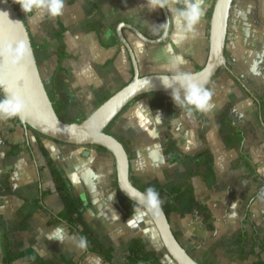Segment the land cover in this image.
<instances>
[{
	"label": "crops",
	"instance_id": "obj_1",
	"mask_svg": "<svg viewBox=\"0 0 264 264\" xmlns=\"http://www.w3.org/2000/svg\"><path fill=\"white\" fill-rule=\"evenodd\" d=\"M11 1L29 32L50 96L63 103L59 117L69 123L88 117L109 97L104 92L113 84L111 71L122 69L131 79L132 64L126 48L119 45L118 25L132 24L150 37L161 30L158 23L153 26L147 0H65L63 13L57 17L42 9L26 13L17 0ZM195 2L202 15L194 37L187 33L186 39L174 38L172 25L164 43L147 49L132 31L124 30L140 68L146 58L156 57L168 67L173 58L180 57L184 61L180 68L189 70V58L197 62L209 51L205 23L212 0ZM92 36L96 43H90ZM226 55L231 72L260 104L223 70L207 85L216 105L212 111H193L188 116L171 94H147L134 100L109 132L127 150L130 178L138 189L186 191L171 226L195 260L256 264L264 261V0H234ZM228 106L231 111L223 116ZM23 129L25 142H10L0 157V181L6 183L0 194V224L11 255L34 250L48 263L67 264L85 254V248L78 245L79 236L57 218L64 203L55 190L42 145L73 193L85 202L89 225L105 247L113 248L112 264H130L127 256L134 239L143 240L146 251L155 252L160 264H176L144 209L125 217L110 152L38 139ZM237 129L242 132L241 142L235 141ZM57 234L63 236L62 243L50 238ZM12 264H35V260L29 256ZM81 264L108 263L89 254Z\"/></svg>",
	"mask_w": 264,
	"mask_h": 264
},
{
	"label": "water",
	"instance_id": "obj_2",
	"mask_svg": "<svg viewBox=\"0 0 264 264\" xmlns=\"http://www.w3.org/2000/svg\"><path fill=\"white\" fill-rule=\"evenodd\" d=\"M233 3L234 0H216L214 4L210 19L207 62L200 71L191 72L196 74L195 78L198 83L207 80L209 84L222 68L231 73L226 55V43ZM161 10L166 22L170 18L169 11ZM125 29L132 31L146 44L159 45L169 38L171 27L168 29L167 36L163 31L159 38H150L136 26L125 22L120 23L117 27V36L128 51L134 70L132 80L106 99L84 121L69 123L63 121L55 111L39 70L29 32L19 12L10 0H0V46L11 45L15 49L21 42H27L32 51L30 57H0V90L2 94L5 98L19 95L27 105L25 112L17 119L26 130L30 127L43 136L63 144L105 148L115 159L118 187L129 198L122 189L139 190L141 193L143 191L131 181L130 159L127 150L116 137L107 133L106 129L137 98L153 93L171 94L172 89H166L158 78L166 74H141L135 51L124 34ZM236 79L255 102L260 104L259 99L245 86L243 81L237 76ZM132 201L137 203L136 200ZM142 208L149 214L165 249L176 264H201L180 243L163 209L153 214L146 208Z\"/></svg>",
	"mask_w": 264,
	"mask_h": 264
},
{
	"label": "clouds",
	"instance_id": "obj_3",
	"mask_svg": "<svg viewBox=\"0 0 264 264\" xmlns=\"http://www.w3.org/2000/svg\"><path fill=\"white\" fill-rule=\"evenodd\" d=\"M26 13L36 10H44L50 16L57 17L62 15L65 0H17ZM149 9L155 10L157 8L167 9L171 13V17L163 24L159 25L164 29V35H168V29L175 25L174 38L183 40L187 38V33H192L195 36L194 28L198 23L202 12L195 0H147ZM15 56L22 58L24 56H32L30 45L27 42H21L13 49L11 45L0 46V57ZM184 61L180 57H175L168 66V71L171 75H162L158 77L166 89H172L171 97L178 108L185 109L187 115L191 116L193 111L200 113H208L215 108L213 102V92L207 87L208 81H196V74L191 72H184L180 70V65ZM179 85V87H176ZM26 103L19 95H13L10 98L6 97L0 100V119H13L22 115L26 110ZM131 200H136L137 205L134 206L133 211L140 213L141 207L146 208L149 212L155 214L162 211L161 205L163 203L159 192L155 187H148L143 193L139 190L128 191L122 189ZM264 196V191L261 192ZM59 232V230H58ZM52 239H57L63 242V236L57 234ZM78 245L81 249L87 247V238L80 237Z\"/></svg>",
	"mask_w": 264,
	"mask_h": 264
},
{
	"label": "trees",
	"instance_id": "obj_4",
	"mask_svg": "<svg viewBox=\"0 0 264 264\" xmlns=\"http://www.w3.org/2000/svg\"><path fill=\"white\" fill-rule=\"evenodd\" d=\"M16 10H17V8H16ZM161 35H162V32L155 37H150L148 35H146V36H148L150 38H159ZM61 38H62V36H59V39H61ZM119 45L124 46L120 41H119ZM33 48H34V46H33ZM64 52H65V49H63V54H64ZM60 55L62 57V53ZM117 56H118V53H116L114 55V57L108 63L109 64L113 63L115 61V59L117 58ZM204 65H202V66L195 65V71L194 72L200 71L204 67ZM223 70H225V69H223V68L220 69L219 72L216 74V76L214 77V79L211 82H213L216 78H218ZM133 74H134V70H133V68H131V75L132 76H131V79L129 80V82L132 80ZM231 75L234 79H236V76L232 72H231ZM129 82H127L125 85H127ZM125 85H123L122 87H124ZM157 94L158 95H165L164 93H157ZM49 96H50V94H49ZM4 98L5 97L0 90V100H3ZM50 98H51V101L54 105L56 113L59 115L61 110H62V107H63L62 101L58 97L50 96ZM126 109L127 108H125V110ZM230 111H231V107L228 106L227 108H225L223 110L222 115L223 116L227 115L230 113ZM86 118H87V116H84L83 118H81V120L79 122L84 121ZM118 118H119V116L108 126V128L106 129L107 133H110L109 131H110L111 127L113 126V124L116 122V120ZM16 120H17V124L21 125V123L19 122V120L17 118H16ZM27 132H31L38 139H40V138L50 139L46 136H43L39 132L31 129L30 127L27 129ZM241 133H242L241 130L237 129V131L235 132V136H234L236 138L235 141L241 142L243 140L242 136H240ZM51 140H53V139H51ZM98 148L101 151L107 152V150L103 147H98ZM41 149H42L43 155L47 161V167L50 169V171L52 173L54 184H55V190L62 197L63 203H64L63 210L57 215L58 220L67 224V226L70 228L71 232L73 234L78 235L79 238L80 237H86L87 238V247L85 248V254L77 262L71 261V262H68L67 264H81V262L89 254L97 255V256L101 257L106 263L112 264V262H113V248L105 247L104 244L101 242L99 235L95 232V230L87 222V220L85 218V214H84L85 209H86L85 202L73 193L71 187L69 186V183L67 182V180L64 177L63 173L61 172V170L55 165L53 158L51 157L48 150L46 148H44V146H42V145H41ZM116 189L118 192V198H119L120 206L125 211V217L126 218L131 217L132 215L135 214V211H133L134 206H136V207H140V206H138L137 203H135L134 201L127 198L120 191L118 184H116ZM155 189L160 194V198L163 201L161 207L164 210V212L166 213V215H167V217L171 223L172 217L178 213L177 204L184 197V195L186 194V191L182 190V189H176V188L165 189L162 187H155ZM43 195H44V193H43ZM141 209H143V208L141 207ZM50 213H51V211H50ZM29 256L35 260V264H51V263H48L45 260H43L41 258V256L37 252H35L34 250H27V251L20 252L16 255H11L9 244L5 245V248H4L3 264H12L19 259L29 257ZM127 259L129 260L130 264H160L159 259L157 257V254L155 252H147L145 243L141 239H134L132 241L131 246L129 248ZM256 264H264V261H258Z\"/></svg>",
	"mask_w": 264,
	"mask_h": 264
},
{
	"label": "rangeland",
	"instance_id": "obj_5",
	"mask_svg": "<svg viewBox=\"0 0 264 264\" xmlns=\"http://www.w3.org/2000/svg\"><path fill=\"white\" fill-rule=\"evenodd\" d=\"M215 2H216V0H212L210 6L208 7V9L206 11L207 21L205 23V31H206V34H208V35H209V29H210L211 13H212V10H213ZM158 10L159 9H155V10H153V13H152L153 26H154L155 23H158L159 25L162 24V13H161V11L159 12ZM156 14L159 16V18H156V16H155ZM159 32H160V29L158 31H156L155 34H152V35L157 36V35H159ZM89 41H90V43L91 42L96 43L95 36H92L91 38H89ZM149 46L153 47V45H149V44L145 45V47L147 49H150ZM208 54H209V51H206L202 58L197 59L198 60L197 62H195L192 58H189V60L191 62L189 70H185V69H181V68H180V70L184 71V72H194L195 71V65L202 66V65H204L206 63V60L208 58ZM228 65H230L229 64V60H228ZM39 70H40V68H39ZM123 72L124 71L122 69H119L117 71H111V75L110 76H112L113 84L111 86L110 91L107 92V90H105L104 94L106 95V97L113 95L115 92H117L119 89H121V87L125 83H127V81L130 79L129 73H128V76H127V74L125 75ZM140 72H141L142 75H148V74H171L168 71V67H166L163 63H161L159 60H157L156 57L151 59V60H149L147 58L142 60V66L140 68ZM117 78H119V79H117ZM117 80L120 81V84L117 83ZM104 94H102V97L105 96ZM99 106H97V108ZM16 118H13V119H0V157L1 156L2 157L5 156V152H6L7 149H9V146L11 144L10 142H16V141L19 142V140H21V142H25L26 136L22 132V129L24 127L22 125L17 124ZM73 122H75V121H72L70 123H73ZM24 132L26 133L27 130L25 129ZM28 134L32 136L31 132H28ZM5 186H6V183L0 181V194H2L3 191L5 190V188H6ZM5 244H6V239H5V235H4L3 229L1 227V224H0V253H1V256H2V259L0 260V264H3Z\"/></svg>",
	"mask_w": 264,
	"mask_h": 264
},
{
	"label": "flooded vegetation",
	"instance_id": "obj_6",
	"mask_svg": "<svg viewBox=\"0 0 264 264\" xmlns=\"http://www.w3.org/2000/svg\"><path fill=\"white\" fill-rule=\"evenodd\" d=\"M178 6H181V7L183 6V5H182V0H181V4L178 5ZM160 10H161V9H160ZM161 13H162V24H163V23H165V17H164V14H163L162 10H161ZM169 14H170V12H169ZM170 17H171V15H170ZM163 31H164V29L161 28L159 34H160L161 32H162V34H163ZM170 31H171V29H170ZM206 62H207V60H206ZM205 64H206V63H205Z\"/></svg>",
	"mask_w": 264,
	"mask_h": 264
}]
</instances>
